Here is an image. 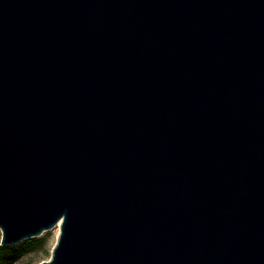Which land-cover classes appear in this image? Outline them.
<instances>
[{
    "label": "water",
    "instance_id": "obj_1",
    "mask_svg": "<svg viewBox=\"0 0 264 264\" xmlns=\"http://www.w3.org/2000/svg\"><path fill=\"white\" fill-rule=\"evenodd\" d=\"M38 264H264V0H0V246Z\"/></svg>",
    "mask_w": 264,
    "mask_h": 264
},
{
    "label": "rangeland",
    "instance_id": "obj_2",
    "mask_svg": "<svg viewBox=\"0 0 264 264\" xmlns=\"http://www.w3.org/2000/svg\"><path fill=\"white\" fill-rule=\"evenodd\" d=\"M56 225L48 230L43 231L39 236L35 238L25 239L16 244L15 246L27 243V241L31 239H41L43 242V247L41 249L29 252L25 256L16 260L13 264H38L48 261L51 256L52 248L54 247L59 235V228Z\"/></svg>",
    "mask_w": 264,
    "mask_h": 264
},
{
    "label": "trees",
    "instance_id": "obj_3",
    "mask_svg": "<svg viewBox=\"0 0 264 264\" xmlns=\"http://www.w3.org/2000/svg\"><path fill=\"white\" fill-rule=\"evenodd\" d=\"M42 247L43 242L41 239H31L27 243L17 246H0V264H13L29 252L41 249Z\"/></svg>",
    "mask_w": 264,
    "mask_h": 264
},
{
    "label": "bare ground",
    "instance_id": "obj_4",
    "mask_svg": "<svg viewBox=\"0 0 264 264\" xmlns=\"http://www.w3.org/2000/svg\"><path fill=\"white\" fill-rule=\"evenodd\" d=\"M58 228H59V222L57 223V225H56Z\"/></svg>",
    "mask_w": 264,
    "mask_h": 264
}]
</instances>
